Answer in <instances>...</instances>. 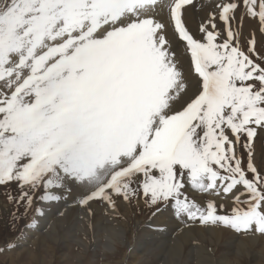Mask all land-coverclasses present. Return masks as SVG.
Returning a JSON list of instances; mask_svg holds the SVG:
<instances>
[{
	"label": "snow or ice",
	"instance_id": "snow-or-ice-1",
	"mask_svg": "<svg viewBox=\"0 0 264 264\" xmlns=\"http://www.w3.org/2000/svg\"><path fill=\"white\" fill-rule=\"evenodd\" d=\"M192 4L0 0V186H16L7 199L17 239L19 221L43 215L37 202L74 193L88 215L93 203L116 212L118 201L143 198L193 225L264 235V169L253 157L264 132V54L254 34L240 43L245 18L264 34V0H219L202 40L182 19ZM169 26L200 81L181 110L186 84ZM186 187L209 199L197 202ZM221 196L232 200L228 211H218Z\"/></svg>",
	"mask_w": 264,
	"mask_h": 264
},
{
	"label": "bare ground",
	"instance_id": "bare-ground-1",
	"mask_svg": "<svg viewBox=\"0 0 264 264\" xmlns=\"http://www.w3.org/2000/svg\"><path fill=\"white\" fill-rule=\"evenodd\" d=\"M163 2L166 3L167 0H163ZM218 2L219 0H203L202 4H207V7H205V5H202L201 2L198 3L196 0H193V4L187 5L185 11L184 9L182 10V14L185 18L189 20L191 16L188 7H190L191 9L193 8L192 7L193 5L198 3L201 7V10L198 11L194 9L193 10L196 15V18L198 19L196 21L201 20L202 22L200 23H203L206 20L207 12L212 13L214 11L215 5ZM153 15L154 18L163 20L165 23H167L166 8L155 9ZM246 19L248 18L244 19L243 24L240 27L242 29V32L246 34L247 33L254 34L255 28L256 27L257 29L259 28L256 23L257 21L252 19L253 25L255 26L253 29L252 24L249 25ZM217 25L218 28L221 29L223 28L222 23L218 19H217ZM255 32L256 33L254 35L258 36L259 32L256 30ZM174 33H175L174 27L169 26L167 28V34H166V39L169 42L168 46L171 45V43H173V41L175 40ZM183 45L186 46L185 44ZM180 62L182 67L181 69H183L184 68V64L182 63L183 61L181 60ZM192 72L194 73L193 69ZM193 77H194L193 75L192 76L187 75L188 79H191ZM190 96H191L190 89H186L185 92H182L180 94L179 98L174 104V108L176 110H181L186 104V101L190 98ZM229 199L230 197L228 198L227 201H229ZM117 204H118V211L111 212L110 214L111 216H108L104 214L99 215L100 212L98 209L94 208V204L91 205L94 215H88L81 207L77 206L75 202V193L67 200H61L58 203H50V204L41 203L39 206L42 208L43 215H35L34 219L37 222L32 225L33 227L30 230L25 231L24 229V236H25L24 239L28 241H32L31 242L32 246L29 249L24 248V251L21 250L22 252L18 253L17 256L19 255L23 256L29 254L30 257L35 260H38L39 258L42 257L44 258V255L41 252L44 251L45 249V246H43V244H47V247L51 249V251H53V254L55 255L60 250L57 249L56 248L57 246L55 247V245L62 246L63 248L65 246V241H67L68 238L76 242L83 251L87 250V248L90 247V245L92 246L93 244H95V246H100L99 244H102L104 247L103 255H106L107 253L112 254L114 250L118 249V245L130 247L132 244L130 243V237L127 234V230L124 224L126 220L125 216H127L128 211H130L129 206L127 205L128 203L125 202L118 201ZM106 210L107 212L108 211L110 212V210L108 209ZM60 212L63 213L64 216V218L62 217L63 219L56 216V214ZM5 214H6L5 204L2 201H0V219L4 218ZM114 214L121 215L124 218V221H120L116 219ZM153 218L155 220H158L153 226H156V229L158 230L161 229L159 230V232H155V233L156 234L168 233L167 234L168 239L172 240L171 243L172 246L169 247V249L164 247L165 246L164 245L162 246L161 251L160 250L157 251V254L161 257L168 250L169 256L163 261L162 264H190L188 262L194 258L197 260V261L195 260L196 264H234V262L239 264L238 261H240V257H242V255L244 254L251 256L252 258L251 261L253 264H264L263 235L262 238H258V235L256 236V234L253 232L252 234L242 236L241 238L239 237L240 239H238L237 238L239 236L238 234L220 229L219 227L218 228L202 227L199 224L193 225L190 222H187L188 228H186V226L180 222L181 219L177 218L174 215V212L171 208L163 209L160 212L154 213ZM135 229L136 230L133 233L134 235L133 248L129 249V252L125 256L126 264H137L139 261H141L139 256L136 254L140 249H141L140 253L144 251L146 252L149 251L148 247L145 248L143 245V240H144L143 235L146 232L144 230H143L145 232L144 234L139 232L138 221H135ZM77 230L81 231L82 237L76 238V235L73 236V234L76 233ZM152 231L153 230H150L149 232L151 233ZM46 236L49 237L51 242L47 243L45 241ZM161 242L158 241V243ZM146 244L148 243L146 242ZM149 245L150 244H148V246ZM219 247H221L219 250L221 255H217V251ZM20 248L22 247L20 246ZM231 252L233 254H236V257L234 258V260L232 259L233 260L232 262L229 259V256H232L230 255ZM61 255L62 254H60L59 257H61Z\"/></svg>",
	"mask_w": 264,
	"mask_h": 264
},
{
	"label": "rangeland",
	"instance_id": "rangeland-1",
	"mask_svg": "<svg viewBox=\"0 0 264 264\" xmlns=\"http://www.w3.org/2000/svg\"><path fill=\"white\" fill-rule=\"evenodd\" d=\"M196 1L198 3L201 2V4L203 2V0H196ZM198 3L193 5L192 6L193 8H191V9H190V7H188L189 13L191 16L190 19L188 20L187 18H185L183 16V14H182V19L186 25V28L189 30L190 34H192L195 39L202 40L203 34L199 31L200 25L202 24L200 22H202V21L201 20L196 21L198 19L196 18V15L194 13V10H196V11L201 10V7ZM202 5H205V7H207V4H202ZM186 7L187 6H185L184 11H185ZM209 14L210 13L207 12L206 19L208 18ZM237 16H239V13H237ZM246 20L248 21L249 25L252 24V28L254 29L255 26L253 25L252 18H248ZM192 22H194V23H192ZM256 23L258 25V22H256ZM258 27H259V25H258ZM255 30L259 32L258 36L257 35L255 36V39L257 41L256 50L258 53L264 54V34H261V32L259 31V28L257 29V27L255 28ZM255 30H254V34L256 33ZM240 31H241V36H240L241 46L246 47L247 46V44H246L247 39L251 38L253 34L252 33L246 34V33L242 32L241 28H240ZM174 41L168 47H169L170 51L174 54V58L177 59V60L175 59L176 63L179 62V63H177V67L181 71V73L183 75V79L186 81V82L184 81V83L187 85L186 89H190L191 96L187 100L188 102H190V99L194 98V96L197 95L199 92V85H200L199 77L192 72L191 59H189L191 57H190L188 50H186L187 46L183 45V44L186 45V43L184 41L180 40L178 38L177 34H175V40ZM181 56H182V58H181ZM185 57H186V59H185ZM181 60L183 61L182 63L184 64L183 69H181L182 68L181 64H180ZM188 71H189V73H188ZM186 73H187V75H191V76L193 75L194 77L191 79H188ZM188 81H190V82H188ZM185 90L183 92H185ZM187 101H186V103H187ZM253 157H254V162L257 164V166L264 169V132H260L259 135L254 140ZM15 188H16L15 185H12L11 187H8V188H5L4 186H0V201H2L6 207V214L4 215V218L0 219L1 220L0 221V249H3V251H0V264H126V262H125L126 257L125 256L129 252V249L133 248V244H134L133 233L136 230L135 229V221L139 222V232L142 234H144L146 232L143 235L144 236L143 245L145 248L148 247V249H149L148 252L144 251L141 253H140V251H141V249H140L138 251V253H136L141 260L137 264H162L163 261L166 258H168V256H169L168 250L161 257L157 254V251H159V250L161 251V248L164 245H165L164 247L169 249V247L172 246V244H171L172 240L168 239V237H167L168 233H158V234L155 233V232H159V230H161V229L158 230V229H156V226H153L156 223V221H158V220H155L153 218V214L156 213V211H155V209L150 210L148 205H146L144 203L143 198H140L139 200H133L132 203L127 204L129 206L130 211H128V215L125 216L126 220H125L124 224H125V227L127 230V234L130 237V243L132 244L130 247L118 245V249L114 250L112 254L107 253L106 255H103V251H104L103 248L104 247L102 244H99L100 246H95V244H93L92 246L90 245V247H88L87 250L83 251L81 249V247L76 242H74L68 238L67 241H65V246L63 248H62V246L55 245V247L57 246L56 247L57 249H60L59 252H57L55 255L53 254V251H51V249H49L47 247V244H43V246H45L44 251H41L42 254L44 255V258L42 257L43 259L42 258H39L38 260L32 259L29 254L23 255V256L22 255L17 256L18 253H21L22 251H24V248L29 249L32 246V244H31L32 241H28L24 238L17 239V237L20 236V233H18L16 231L15 227H10L9 211H10L12 205L8 202L7 195L8 194L14 195L16 192ZM185 192L190 198H195V200L197 202H200L201 204H204L207 201V199H209V197L206 194H199V193H196L194 191H191L190 187H186ZM192 192H193V194H192ZM213 199L215 200V203L218 206V211H219L220 205L224 206V211H228L232 205L231 198L229 199V201H227L228 198H225L223 196H221L219 198H213ZM119 202H123V201H119ZM37 203H38V205L41 204L39 202H37ZM93 204H94V208L99 210V212H100L99 215L104 214V215L111 216L110 215L111 212H109V211L107 212V210L104 206L96 204V203H93ZM221 214H223V212H221ZM56 216L60 217L61 219L64 218V216L61 215V212L57 213ZM114 216L116 219H118L120 221H124V218L121 215H115L114 214ZM33 218H34L33 216H29L26 220L19 221L18 222L19 227L22 228L23 230L25 229V231L30 230L33 226L28 227V225L31 223ZM180 222L182 224H184L186 226V228H188L187 222L182 221V220H180ZM145 227H147L148 229ZM216 228H218V227H216ZM219 228L226 230V231H230L231 233H235L234 231H231L230 229H226L224 227H219ZM146 230L148 232L150 230H153V231L151 233L149 232L150 233L149 234ZM177 232H175V233H177ZM235 234H237V233H235ZM75 235H76V238L82 237L80 230L79 231L77 230V232L73 234V236H75ZM238 235H239L237 237L238 239H240L242 236H245L244 234H238ZM257 235H258V238H262V235L256 234V236ZM263 238H264V235H263ZM157 240L160 242L162 241V242L158 243ZM45 241L47 243L51 242V240L47 236L45 238ZM145 241L150 245L148 246V244H146ZM7 243H13V244L16 243L15 244L16 247H14L11 250H8L6 247ZM20 246L22 248H20ZM220 248L221 247L218 248L217 255H221V253L219 252ZM60 254L63 255V256L61 255L62 258L59 257ZM78 255H80V256H78ZM230 255H232V256H229V259L232 262L234 260V258L236 257V254H233L231 252ZM161 258H163V259H161ZM195 260H196L195 258L191 259L188 263L196 264ZM251 260H252V258L250 255L244 254V255H242V257H240V261H238V263L239 264H249V263L253 264ZM234 264H237V263L234 262Z\"/></svg>",
	"mask_w": 264,
	"mask_h": 264
}]
</instances>
